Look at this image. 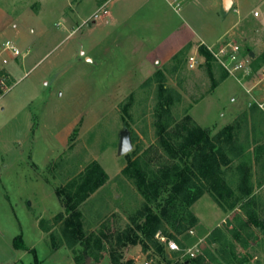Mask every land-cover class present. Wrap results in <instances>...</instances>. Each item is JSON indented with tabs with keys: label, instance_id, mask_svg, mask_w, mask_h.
<instances>
[{
	"label": "rangeland",
	"instance_id": "374dc122",
	"mask_svg": "<svg viewBox=\"0 0 264 264\" xmlns=\"http://www.w3.org/2000/svg\"><path fill=\"white\" fill-rule=\"evenodd\" d=\"M204 1L209 9L202 17L211 25V33L189 42L182 49L185 54L178 57L177 70H173L176 67L173 60L133 68L120 59L117 53L121 51L114 53L111 59L105 58L100 65L97 61L88 63L81 54L83 49L89 54L87 46H81L79 38L67 39L65 16L61 13H70L66 10L69 0H0V6L8 10L13 19L24 8L38 10L42 4L40 13L14 20L18 24L15 34L6 32L0 37V47L11 40L21 55L29 50L30 54L41 53L32 61L36 64L33 70L27 67L7 80L10 87L7 93L15 97V107L16 104L21 107L22 99L32 104V125L25 114L29 105L24 115H19L17 126L10 117L0 116V137L18 139L13 149L4 148L0 143V230L8 237L20 236L24 231V244L34 246L32 252L24 256V264H87L86 259L89 264H99L104 258L113 264L111 249L120 258L118 264L121 263L125 257L124 247H118L121 245L117 236L128 225L120 213L131 219L144 206V199L133 181L122 171L130 158L133 160L158 144L159 83L180 94L179 99L174 97L171 108L174 119L181 121L189 115L198 126L209 129V138L213 141L222 128L236 119L242 123L241 115L249 113L248 128L242 125L234 132L233 143L238 149L232 151L230 144H226L217 153L219 161L227 163L222 166L223 182L214 186L213 179L199 178L198 184L204 191L202 197L181 218L182 224L177 230L169 223L160 234L176 240L183 249L199 248L197 253L201 254L191 264H264L263 231L248 226L240 203L231 207L239 195L237 165L241 160L247 162L250 156L252 193L256 210L264 219V166L263 162L259 166L255 163L258 153L254 142L262 138L260 143L264 144V110L258 105L264 102V0ZM202 3L200 8L204 6ZM255 11L259 16H253ZM54 32L59 36L54 37ZM177 39H170L164 46ZM229 41L242 46L239 59L245 58L247 62L249 56V71L232 73L216 59L210 73L205 58L200 55V47L218 49L220 42ZM252 53L254 57H250ZM191 57L195 61L193 66ZM15 58L2 53L0 72L9 70ZM159 70L164 72L161 82L155 76ZM225 71L228 77L220 82ZM150 78L152 81L148 82ZM215 82L219 84L212 91ZM50 93L52 106L47 111L46 101L40 99ZM2 103L0 101V105ZM254 105L257 109L252 113ZM123 134H127L131 147L120 155ZM207 150L211 153L210 145ZM240 151V158H236ZM150 154L156 165L155 151ZM259 154L263 160L264 150H259ZM93 162L108 175L117 176L92 200L79 207L81 221L86 226L84 241L91 239L86 251L84 242L69 246L65 239L59 243L61 237H66L67 215L59 211L64 208L55 187H66L73 178L84 175ZM196 174L202 175L200 170ZM32 216L41 217L42 230L56 229L49 236L34 235L30 226ZM191 229L193 235L188 233ZM142 250L144 258L163 264L154 242ZM177 257V254L172 255L171 264H183Z\"/></svg>",
	"mask_w": 264,
	"mask_h": 264
},
{
	"label": "trees",
	"instance_id": "16d2710c",
	"mask_svg": "<svg viewBox=\"0 0 264 264\" xmlns=\"http://www.w3.org/2000/svg\"><path fill=\"white\" fill-rule=\"evenodd\" d=\"M199 52L205 58V65L209 72L212 73V64L216 59L206 47H200ZM184 54L185 50H182L173 57L172 60L176 63L173 70H177V64L180 63L178 57ZM163 74L164 72L161 70L155 73L159 82L161 79L163 80ZM227 77L228 73L225 71L220 82L226 80ZM151 81L150 78L148 82ZM218 84V82L213 84L212 91L217 88ZM175 96L180 98V94L178 95L172 89L168 90L163 83H159L158 144L149 147L148 151L143 152V155L137 156L133 160L130 158L127 167L122 171L124 176L133 181L138 193L144 199V206L137 210L134 217L130 219L131 226L117 236V241L121 245L118 246L119 248L128 244H140L143 249H148V243L154 242L156 252L161 256L163 264L166 262L171 264L172 260L167 255L164 244L155 238L156 235L164 227L167 228L169 223H172L175 230L180 227L181 218L203 195L204 191L201 188L202 185L198 184V180L211 178L214 181V186H219L223 182L222 166L227 163H221L217 153H220L226 144H230L232 151L238 149L237 144L233 143L234 132L242 125L248 128L249 123V113L245 112L240 117L242 123L236 119L234 123L222 128L213 141L209 138V129L198 126L189 115H186L181 121L174 119L171 115V108ZM251 109L253 111L251 112L254 113L257 106L254 105ZM247 139L249 142V133ZM261 139L254 141L256 153H258L255 156V163L258 166L262 162L264 166V158L262 157L263 160H261L259 157V150H264V144L260 143ZM209 145L212 149L211 153H208L207 150ZM153 150L156 153V165L152 163L149 156L151 155L150 151L153 152ZM241 154L240 151L235 157L240 158ZM199 170L202 175L196 174ZM237 172L239 195L231 207L240 203L246 213L248 226L259 228L264 233V219L259 216L256 210V200L252 193L253 167L250 156H248L247 162L245 160L239 162ZM79 176V178H73L66 187H55V193L63 202L67 215L64 233L68 245L74 246L84 242L83 247L88 251L91 239L84 241V225L81 221L82 213L79 207L91 194L106 183L108 175L97 162H93L88 167V171ZM220 196L223 195L220 193ZM14 246L17 249L27 250L21 235L14 239ZM116 256L115 251L111 249L110 257L113 264L120 262V258ZM197 260L188 262L191 264ZM124 264H130V261L128 260Z\"/></svg>",
	"mask_w": 264,
	"mask_h": 264
},
{
	"label": "crops",
	"instance_id": "0c3cea01",
	"mask_svg": "<svg viewBox=\"0 0 264 264\" xmlns=\"http://www.w3.org/2000/svg\"><path fill=\"white\" fill-rule=\"evenodd\" d=\"M66 10L70 13H61L65 16V29L68 33L67 39L74 40L79 38L81 46L85 44L87 51L83 49L81 54L88 63L97 61L100 65L107 58L111 59L114 53L120 54L124 61L128 62V66L147 67L153 64H166L180 52L189 42H195L201 37H206L211 33V25L204 21L203 12L209 9L204 0H69ZM204 6H203V3ZM202 3L203 8L199 4ZM176 4L180 9L176 8ZM211 7V6H210ZM41 7L38 10L32 8H24L20 15L15 19L12 14L0 6V37L5 33L15 34L17 25L14 20L22 19L25 16L33 17L35 13H40ZM65 10V11H66ZM59 12V10H58ZM61 12V9H60ZM81 19V20H79ZM79 21H82L79 23ZM86 27V30H82ZM6 33V34H7ZM183 34V35H180ZM54 37L59 36V33H52ZM178 38L165 47L164 45L170 39ZM194 53V52H193ZM40 52L31 53L30 50L24 53V56L17 57L12 61L9 70L4 71L8 75V79L14 74H18L20 70L25 71V68L35 67L33 60L36 59ZM93 54V55H92ZM194 55V54H193ZM113 58V57H112ZM31 65V66H29ZM33 67V68H32ZM131 68V67H130ZM2 72H0V75ZM117 82V81H116ZM4 93L0 96V116H8L11 120L20 123L19 115H24L25 108L29 105V111H26L28 120L32 125V104L27 103L25 99L21 100V107L16 104L15 97ZM44 99V104L48 111L52 106V93ZM22 123V122H21ZM3 126V125H2ZM1 126V130L2 127ZM2 147L15 148L18 144V139H10L0 137ZM18 151V150H17ZM107 174V173H106ZM108 175V174H107ZM117 175H108L106 183L82 204L92 200L100 190L104 189L106 184L111 182ZM56 194V193H55ZM81 204V205H82ZM62 208V206H61ZM64 208V206H63ZM65 213V209L59 210ZM115 212H119L116 210ZM121 218L131 226L130 219L120 213ZM67 218V217H66ZM83 222V221H82ZM85 222V220H84ZM21 224V223H20ZM54 223H52L53 225ZM31 230L35 235L49 236L56 228L49 229L41 228V217L32 216ZM86 228V226H84ZM0 229H2L0 227ZM26 231V230H25ZM46 231V232H45ZM85 231V229H84ZM18 232V230H16ZM160 234V233H159ZM17 234H12L10 237L3 234L0 230V264H24L23 258L26 254L32 252L34 246L25 243L27 250L17 249L14 246V239ZM24 236V231L21 232ZM23 239V237H22ZM65 240L61 237V243ZM107 242V240H106ZM80 247V246H79ZM124 256L120 264H124L128 260L130 264H143L147 260L144 258V253L140 244H128L124 246ZM166 250V249H165ZM167 255L172 258L173 254ZM75 258V257H74ZM89 261V259H86ZM99 264H111L110 259L104 258ZM154 264V263H153Z\"/></svg>",
	"mask_w": 264,
	"mask_h": 264
},
{
	"label": "built area",
	"instance_id": "2783aa9c",
	"mask_svg": "<svg viewBox=\"0 0 264 264\" xmlns=\"http://www.w3.org/2000/svg\"><path fill=\"white\" fill-rule=\"evenodd\" d=\"M176 8L180 9V6L176 4ZM253 16L257 17L259 16V13L255 11V13H253ZM241 48H242L241 45L233 44L232 41H229L226 44H222L220 42V47L218 49H215V46L207 47V49L212 53L214 58L217 59L228 71L232 73L249 71V68L251 65L249 56L246 57L247 62L245 61V58L239 59L240 54H241ZM2 53H9L13 57H16V58L20 56L21 57L24 56V54L21 55L18 47L11 40H7L1 45L0 56L2 55ZM250 57H251V54H250ZM3 62L6 63L7 60L4 59ZM190 62H191L190 63L191 66H193L195 62L193 57H191ZM262 77L264 80V71L262 73ZM7 80H8L7 73L3 72L0 75V96L4 93H7L10 90V87L7 85ZM258 105L261 109L264 110V102H259ZM188 233L193 235L194 234L193 229L188 231ZM156 238L159 242L164 244L166 251L169 254L178 255L177 261L180 263L190 264L188 261L197 259L201 254V253L200 254L197 253L198 251H200L199 248L188 247V248L183 249L180 247L179 243L176 240L172 238H168L161 234H157ZM184 257L186 258V261H184ZM143 264H153V262L146 261ZM172 264H175V263H172Z\"/></svg>",
	"mask_w": 264,
	"mask_h": 264
},
{
	"label": "water",
	"instance_id": "95a60500",
	"mask_svg": "<svg viewBox=\"0 0 264 264\" xmlns=\"http://www.w3.org/2000/svg\"><path fill=\"white\" fill-rule=\"evenodd\" d=\"M251 57H254L253 53L251 54ZM130 147L131 145L127 134H123L121 138L119 154H125ZM87 264H89V261H87Z\"/></svg>",
	"mask_w": 264,
	"mask_h": 264
}]
</instances>
